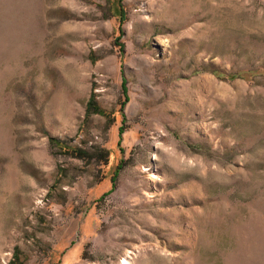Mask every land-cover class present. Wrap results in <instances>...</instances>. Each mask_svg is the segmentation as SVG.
<instances>
[{"label":"rangeland","instance_id":"rangeland-1","mask_svg":"<svg viewBox=\"0 0 264 264\" xmlns=\"http://www.w3.org/2000/svg\"><path fill=\"white\" fill-rule=\"evenodd\" d=\"M264 264V0H0V264Z\"/></svg>","mask_w":264,"mask_h":264},{"label":"bare ground","instance_id":"bare-ground-1","mask_svg":"<svg viewBox=\"0 0 264 264\" xmlns=\"http://www.w3.org/2000/svg\"><path fill=\"white\" fill-rule=\"evenodd\" d=\"M123 264H130V257L129 255L123 259Z\"/></svg>","mask_w":264,"mask_h":264}]
</instances>
